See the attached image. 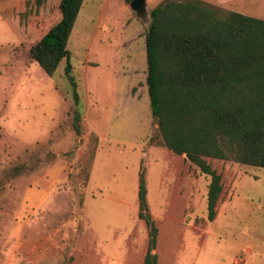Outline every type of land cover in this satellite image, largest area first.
I'll use <instances>...</instances> for the list:
<instances>
[{
    "label": "rangeland",
    "instance_id": "rangeland-1",
    "mask_svg": "<svg viewBox=\"0 0 264 264\" xmlns=\"http://www.w3.org/2000/svg\"><path fill=\"white\" fill-rule=\"evenodd\" d=\"M58 1L0 0V264H141L140 168L158 264H264V167L204 157L221 183L208 220L209 176L160 142L144 34L162 0H143L142 15L125 0H82L66 44L72 80L65 58L48 76L27 53ZM203 1L264 19V0Z\"/></svg>",
    "mask_w": 264,
    "mask_h": 264
},
{
    "label": "trees",
    "instance_id": "trees-1",
    "mask_svg": "<svg viewBox=\"0 0 264 264\" xmlns=\"http://www.w3.org/2000/svg\"><path fill=\"white\" fill-rule=\"evenodd\" d=\"M81 2L59 0V19L27 49L48 76L65 58L64 73L72 80L66 44ZM149 16L144 53L150 113L161 144L209 176L206 217L212 220L221 183L204 157L264 167V19L203 0H162ZM145 194L140 168L136 215L147 236L141 264H157V227Z\"/></svg>",
    "mask_w": 264,
    "mask_h": 264
},
{
    "label": "water",
    "instance_id": "water-1",
    "mask_svg": "<svg viewBox=\"0 0 264 264\" xmlns=\"http://www.w3.org/2000/svg\"><path fill=\"white\" fill-rule=\"evenodd\" d=\"M129 5L138 15L143 14V8H144L143 0H130Z\"/></svg>",
    "mask_w": 264,
    "mask_h": 264
},
{
    "label": "crops",
    "instance_id": "crops-1",
    "mask_svg": "<svg viewBox=\"0 0 264 264\" xmlns=\"http://www.w3.org/2000/svg\"><path fill=\"white\" fill-rule=\"evenodd\" d=\"M260 19H263V18H260ZM40 68V67H39ZM157 264H158V258H157Z\"/></svg>",
    "mask_w": 264,
    "mask_h": 264
}]
</instances>
